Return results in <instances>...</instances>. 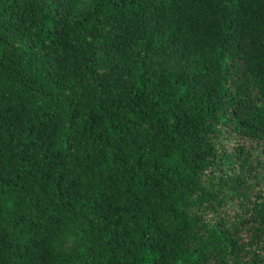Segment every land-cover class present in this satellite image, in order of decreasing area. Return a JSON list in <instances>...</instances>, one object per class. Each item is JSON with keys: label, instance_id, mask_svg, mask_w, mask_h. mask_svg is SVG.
Segmentation results:
<instances>
[{"label": "trees", "instance_id": "1", "mask_svg": "<svg viewBox=\"0 0 264 264\" xmlns=\"http://www.w3.org/2000/svg\"><path fill=\"white\" fill-rule=\"evenodd\" d=\"M0 264H264V0H0Z\"/></svg>", "mask_w": 264, "mask_h": 264}]
</instances>
